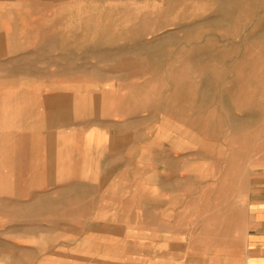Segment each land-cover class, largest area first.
Masks as SVG:
<instances>
[{
	"label": "rangeland",
	"instance_id": "rangeland-1",
	"mask_svg": "<svg viewBox=\"0 0 264 264\" xmlns=\"http://www.w3.org/2000/svg\"><path fill=\"white\" fill-rule=\"evenodd\" d=\"M258 203L264 0H0V264H243Z\"/></svg>",
	"mask_w": 264,
	"mask_h": 264
},
{
	"label": "crops",
	"instance_id": "crops-1",
	"mask_svg": "<svg viewBox=\"0 0 264 264\" xmlns=\"http://www.w3.org/2000/svg\"><path fill=\"white\" fill-rule=\"evenodd\" d=\"M243 264H264V203L254 209Z\"/></svg>",
	"mask_w": 264,
	"mask_h": 264
},
{
	"label": "bare ground",
	"instance_id": "bare-ground-1",
	"mask_svg": "<svg viewBox=\"0 0 264 264\" xmlns=\"http://www.w3.org/2000/svg\"><path fill=\"white\" fill-rule=\"evenodd\" d=\"M110 63V62H109ZM115 67V66H114ZM121 68V67H120ZM118 69V68H117ZM121 70H123V69H121ZM116 71V70H115ZM118 71V70H117ZM114 223V222H113Z\"/></svg>",
	"mask_w": 264,
	"mask_h": 264
}]
</instances>
